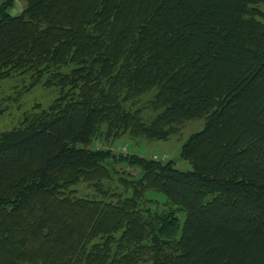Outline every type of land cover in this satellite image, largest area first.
<instances>
[{
  "label": "trees",
  "instance_id": "16d2710c",
  "mask_svg": "<svg viewBox=\"0 0 264 264\" xmlns=\"http://www.w3.org/2000/svg\"><path fill=\"white\" fill-rule=\"evenodd\" d=\"M262 6L0 0V81L58 92L0 135V264H264ZM194 120L189 171L94 144Z\"/></svg>",
  "mask_w": 264,
  "mask_h": 264
},
{
  "label": "rangeland",
  "instance_id": "374dc122",
  "mask_svg": "<svg viewBox=\"0 0 264 264\" xmlns=\"http://www.w3.org/2000/svg\"><path fill=\"white\" fill-rule=\"evenodd\" d=\"M24 7L25 2L18 1L10 10V13L17 15ZM262 9L264 10V6H262ZM28 81L29 77L25 76L0 81V135L5 131L19 127L24 112L32 111L36 105H39L41 109H46L57 98L58 92L56 88H43L42 86H37L29 92L21 93L23 88L29 84ZM151 96V93L144 95L137 106L145 108ZM153 115L150 109H144L143 118L147 123L153 119ZM203 127V120L190 121L186 123L180 133L173 135L168 141H148L146 139H134L126 135L111 145L101 140L94 144L96 148H108L115 154H137L146 158L155 159L157 157L158 159L171 161L179 159L175 163L176 168L180 171H189L191 170V165L188 161L180 159V152L188 138L201 131ZM116 169L120 172H130L134 176L139 173V170H134L124 164H118ZM86 193L83 192V194ZM148 197L155 198L161 203L166 201V197L163 194L155 192H149ZM178 218L180 226H182L185 214L179 213Z\"/></svg>",
  "mask_w": 264,
  "mask_h": 264
},
{
  "label": "water",
  "instance_id": "95a60500",
  "mask_svg": "<svg viewBox=\"0 0 264 264\" xmlns=\"http://www.w3.org/2000/svg\"><path fill=\"white\" fill-rule=\"evenodd\" d=\"M178 161H179V159L172 160L173 163H177Z\"/></svg>",
  "mask_w": 264,
  "mask_h": 264
},
{
  "label": "built area",
  "instance_id": "2783aa9c",
  "mask_svg": "<svg viewBox=\"0 0 264 264\" xmlns=\"http://www.w3.org/2000/svg\"><path fill=\"white\" fill-rule=\"evenodd\" d=\"M155 159H158L157 157H155Z\"/></svg>",
  "mask_w": 264,
  "mask_h": 264
}]
</instances>
